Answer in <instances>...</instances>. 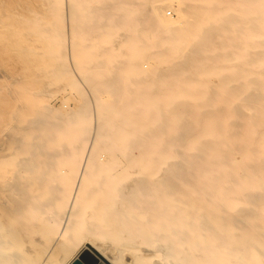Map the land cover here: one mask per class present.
I'll list each match as a JSON object with an SVG mask.
<instances>
[{"label": "bare ground", "instance_id": "1", "mask_svg": "<svg viewBox=\"0 0 264 264\" xmlns=\"http://www.w3.org/2000/svg\"><path fill=\"white\" fill-rule=\"evenodd\" d=\"M41 1L67 93L0 99V264H264V0Z\"/></svg>", "mask_w": 264, "mask_h": 264}, {"label": "rangeland", "instance_id": "2", "mask_svg": "<svg viewBox=\"0 0 264 264\" xmlns=\"http://www.w3.org/2000/svg\"><path fill=\"white\" fill-rule=\"evenodd\" d=\"M41 2L46 4L47 1ZM51 17L56 15L45 6L43 8L40 0H0V99L11 93H21L27 106L42 110L47 103L57 102V95H66V78L60 76H66L68 67H65V70L61 68L59 61L56 62L57 65H53V60H44L46 54L43 55L42 51L38 50L39 46H42V40L36 28ZM62 21L65 31L70 30L69 24L72 26L74 23L72 20ZM117 41L115 40V43ZM74 58L72 56V59ZM51 70L57 76H52ZM73 74V79L76 80L78 76L75 70ZM7 101L11 102L12 97ZM126 256L127 264H138L132 255ZM98 260L102 262L101 258ZM80 261L88 264L85 260ZM102 263L106 264L104 261Z\"/></svg>", "mask_w": 264, "mask_h": 264}, {"label": "water", "instance_id": "3", "mask_svg": "<svg viewBox=\"0 0 264 264\" xmlns=\"http://www.w3.org/2000/svg\"><path fill=\"white\" fill-rule=\"evenodd\" d=\"M96 251V250H95ZM98 254L97 255H99V257H97L96 255H94L93 253H91L90 251H86L84 254H83V256L81 257V259L80 260H82V261H86L88 264H96L97 262H98V259L99 258H101V259H103L104 260V262L106 263V264H110V262L105 258V257H103V256H101V254H99V252L98 251H96ZM98 258V259H97ZM84 259V260H83ZM103 264V263H102Z\"/></svg>", "mask_w": 264, "mask_h": 264}]
</instances>
